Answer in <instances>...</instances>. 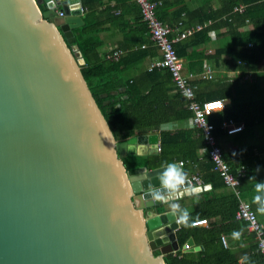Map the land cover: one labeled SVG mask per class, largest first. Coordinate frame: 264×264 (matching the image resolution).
I'll return each instance as SVG.
<instances>
[{
    "label": "water",
    "instance_id": "obj_1",
    "mask_svg": "<svg viewBox=\"0 0 264 264\" xmlns=\"http://www.w3.org/2000/svg\"><path fill=\"white\" fill-rule=\"evenodd\" d=\"M83 25L65 1L0 0V264H165L180 249L153 197L166 166L122 162L156 155L158 135L115 139L72 46Z\"/></svg>",
    "mask_w": 264,
    "mask_h": 264
},
{
    "label": "trees",
    "instance_id": "obj_2",
    "mask_svg": "<svg viewBox=\"0 0 264 264\" xmlns=\"http://www.w3.org/2000/svg\"><path fill=\"white\" fill-rule=\"evenodd\" d=\"M103 1L81 0L84 25L74 29L72 34L74 44L84 60L81 74L115 139L125 141L134 136L159 131L163 123L175 124L177 121L191 119L192 113L187 109L189 101L174 91L168 71L152 68L150 71H143L136 78L123 80L122 75L131 67L147 58H160L156 48L149 45L144 50L138 48L146 42V27L140 12L139 18L134 22L133 29L136 31L125 33V44H121L118 49L121 54L117 60L113 55L104 58L100 56L101 42L98 35L104 23L111 24L112 19L116 18L115 14L103 18V14L110 10H100ZM106 1L120 4L128 0ZM152 1L161 3L156 9L159 20L174 29L184 12V0L174 4L170 0ZM203 1L204 4L209 3V0ZM180 4L176 17L169 13L168 9ZM240 6L243 11H235ZM184 14H187L188 19L190 14L196 16L198 25L202 26L188 38L174 44L177 56L184 60L186 71L200 75L204 72L206 62L212 59L214 64L221 60L224 67L236 72L234 78L220 79L215 83L212 78L193 80L196 101L202 103L207 100H223L225 109L210 119L213 123L218 125L220 120L233 119L244 127L243 131L237 133V138H264V0H221L220 8L215 11L211 8L208 11L199 8L195 13ZM208 21L210 23L206 25ZM222 26L227 27L222 36L226 46L217 49L213 56H206L205 51H200L199 47L209 45L208 33ZM246 26L251 28L245 30ZM223 55L228 59L222 60ZM159 135L160 152L148 157H124L122 162L126 171L132 172L142 167L154 169L183 160L195 167L203 182L212 185V190L200 195L197 207L189 212L190 226L179 223L176 239L180 250L165 255V264H264V257L258 252L257 244L238 263L231 254L234 242L230 238L233 232L243 234L247 228L245 223L235 220L239 199L249 197L252 209H260L255 198L261 196V190L257 191L256 185L264 183V158L254 155L250 148L226 154L223 152V160L230 166L232 173H235L238 166H245L246 171L240 182V194L236 196L231 191L225 193L222 200L221 195H215L214 191L225 185L219 174L213 170L208 148L199 130L177 128L174 131H161ZM215 136L218 145L220 138L227 137L218 129ZM261 142L256 148L259 153H264V140ZM224 211V217L218 222L215 217L218 214L223 216ZM200 219H205L208 226L192 225ZM220 221L227 225H218ZM222 236L225 238L221 242ZM190 239L195 246H202V250L183 252V246Z\"/></svg>",
    "mask_w": 264,
    "mask_h": 264
},
{
    "label": "crops",
    "instance_id": "obj_3",
    "mask_svg": "<svg viewBox=\"0 0 264 264\" xmlns=\"http://www.w3.org/2000/svg\"><path fill=\"white\" fill-rule=\"evenodd\" d=\"M176 1H179V0H170V2H172L173 4L176 3ZM61 2H64V1H61ZM65 2H67L70 9L74 10V11L78 10V8L80 6V10L82 12V19H83V9L81 7V0H65ZM155 2H157V1H155ZM184 2H185L184 12L181 16V20L175 25L176 27L174 29H172L166 22H163L164 24L168 25L171 28V35H173V38H177L181 33L185 32L188 29L196 28L197 26H200V25H198L196 16H192V14H190V19H188L187 14H184V13H193V12L195 13L198 11L199 8L207 10V11L209 8H211L213 11H215L218 8H220V6H221V0H211V1L209 0V3H207V4H204L203 0H184ZM102 4L103 5H102V7H100V10H104L105 8L110 9L105 14H103L104 19H106L110 16L112 17V15H114V14L116 15V18L112 19L113 22L111 24L110 23H104L103 29L98 35V38L101 42V46L99 48V54L102 58H104L105 56H108V55H114V54H116V52L121 54V52L118 49L121 47V44H125V33L128 34L127 32L134 31V30L136 31V29H133L134 28V22L139 18L140 10H138L139 6L135 2V0H128V1L122 2L120 4L115 3V2H107L106 0H104ZM160 4L161 3L158 2V6ZM180 7H181V4L176 5L171 9H168L169 13H171L172 15H175L177 13L178 9H180ZM140 16H141V14H140ZM175 17H176V15H175ZM209 23H210V21H208V23H206V25ZM200 27L202 28V26H200ZM250 28H251V26H246L245 30L250 29ZM146 30L144 32V37L146 38V42L143 43V45L141 44V46H139L138 48L141 50H144L145 47H147L149 45L153 48L158 49L154 45V43L151 41V39L149 38ZM196 31H198V30H195V32ZM226 31H227V27L222 26L220 29L212 30L211 32H209L208 33V36L210 38L209 45H207V46L202 45L199 47V50L205 51L204 54L206 56H213L217 49H220V48H223L226 46L224 38L222 37ZM211 33H213L214 36H212ZM188 37H186V38H188ZM183 39H185V38H183ZM183 39H180L178 41H181ZM72 46L74 49H75V47H77V45H75L74 43L72 44ZM157 52H158L159 57L161 58V54H160L159 50H157ZM75 54H76V57L78 59H82L81 54L78 50V47H77V52H75ZM226 58H227V56H224V55L222 56V60L226 59ZM159 59L158 58L157 59L147 58V59L143 60L142 62H140L137 65L128 69L122 75L123 80L128 81L130 79L136 78L140 73H142L145 70L149 71L150 65ZM182 61L184 62L183 59H182ZM221 62L222 61L220 60L218 64L217 63L214 64V61L212 59L207 61L205 64L206 66H205L204 72L200 73V75L195 74V77L193 80H195V79L197 80L200 78H203V79L204 78H206V79L212 78V79H214L213 82L215 83L220 79L227 80L228 78H234V76H235L233 74L234 70L224 67L221 64ZM206 69L210 70L209 77L206 73ZM161 70H165V69H161ZM173 88H174V91L177 92L174 85H173ZM180 97L183 98L182 96H180ZM187 109H188V104H187ZM191 118H192V116H191ZM214 118H215V116H214ZM177 128L178 129H192V128H194V125H193L191 119L183 120L181 122L177 121V122H175V124L163 123L160 125L159 131L152 132L150 134H157L158 135V139H159L158 140V147L160 148L159 132H161V131H174ZM237 135L238 134H236L234 136H230V137L220 138V142H219L220 144L219 145L221 146L222 151L225 154L231 153L233 151L241 150V149L250 148L254 152V155H256L260 158H264V153H259V151L256 148L259 146L260 141L263 142L264 138H237ZM208 151H209V149H208ZM159 152H157L156 154H158ZM180 161H183V160H179V161H176L174 163L178 164ZM183 162H184V165L181 167L183 168V171L187 175L186 180H191V178L193 176H197L201 180L200 175L198 173H196V171H195V167H193V165L190 164L188 161H183ZM245 170H246V167H245ZM201 182H203V181L201 180ZM203 183L209 184L211 186V189L209 191H203L202 190L200 193L197 192L195 194H192L189 191L190 189L189 190L187 189L188 191L184 192L185 193L184 197L175 198L171 202L178 203L182 209H187L188 212H191L192 209L197 207V205H198L197 200L201 199L200 195L205 194L207 192H210L212 190L211 183H209V182H203ZM197 186L198 185L196 183H194V182L191 183V188L197 187ZM231 191L234 192L233 190H231L230 188H227L225 186V187H221V188L216 189V191H214V194L217 196L221 195V199H222V197L225 193L227 194V193H230ZM238 192H239V188H238ZM239 194H240V192H239ZM260 197H261V202H259V205L261 207V205L264 204V190H261V196ZM242 200L249 202L250 198L246 197ZM192 201H194L193 204H192ZM223 203H224V201H223ZM166 212H172L170 209L169 203H164L156 211L157 214L158 213H160V214L166 213ZM255 212H256V215L258 217V220L264 225V212H261L259 210L255 211ZM174 215L176 217V214H174ZM224 215H225V211L223 213V216L218 214L215 217V219H217L219 222V219L223 218ZM218 225L226 226L227 223H222L220 221V224L218 223ZM201 226L207 227L208 226L207 221H206L205 225H201ZM195 227H200V226H195ZM222 238L224 239L225 237L224 236L221 237V242H222ZM230 238H232V240L234 242L232 247H231V254H232L233 258H235L238 261V263H241L242 260L251 253L252 248L254 246H256V244H257V239H256L255 235L253 233H251L247 228H246V232L241 234L239 239L233 238V233L231 234ZM194 247H200L202 250V246H195L194 245ZM188 249H189V247H188ZM183 252H186V250H183Z\"/></svg>",
    "mask_w": 264,
    "mask_h": 264
},
{
    "label": "built area",
    "instance_id": "obj_4",
    "mask_svg": "<svg viewBox=\"0 0 264 264\" xmlns=\"http://www.w3.org/2000/svg\"><path fill=\"white\" fill-rule=\"evenodd\" d=\"M135 2L139 6L141 18L146 26L148 36L161 54V58L150 65L149 71L152 68H158L165 69L170 73L171 81L176 91L189 101L188 109L192 113V123L194 128L199 130L209 149L208 156L213 163V170L219 174L223 184L233 190L235 195L238 196L241 179L245 176V167L239 166L236 168L235 173L231 172L229 165L223 160V151L217 143L215 131L217 129L222 130L227 137H230L243 131L244 127L242 124H237L233 119L220 120L218 125L210 120L225 109V102L223 100H207L202 103L196 101L195 87L192 85L195 74L186 71L184 62L177 56L174 47V44L178 40L190 36L195 30L201 29V27L197 26L196 28L188 29L177 38H170L171 28L160 21L156 14L158 3L152 0H135ZM236 10L243 11V7L235 8ZM62 17V12L58 11L57 18L60 19ZM211 35L214 36L213 33ZM118 56L119 53L116 52L112 57L117 60ZM206 73L209 77L210 70L206 69ZM213 105H218V107L214 108L212 107ZM159 151L160 148L158 147L157 152ZM178 164L183 166L184 162L180 161ZM188 181L190 183H196L203 191H209L211 189L209 184L201 182L197 176H193ZM179 195L177 193L175 198H179ZM235 220L244 222L247 229L255 235L257 239V250L264 257V225L258 220L256 212L252 209L249 202L239 199L238 208L235 212ZM175 223L179 228L177 218L175 219ZM205 224V219L196 220L192 223L193 226ZM187 249L188 245L185 244L182 251Z\"/></svg>",
    "mask_w": 264,
    "mask_h": 264
},
{
    "label": "clouds",
    "instance_id": "obj_5",
    "mask_svg": "<svg viewBox=\"0 0 264 264\" xmlns=\"http://www.w3.org/2000/svg\"><path fill=\"white\" fill-rule=\"evenodd\" d=\"M186 179H187V175L183 171V168L181 167L180 164L168 163L166 165V170L163 172L161 176V183L163 185V190L153 193V197L156 200L169 203L172 213L176 214L177 222L185 226H190L189 225L190 216L188 210L182 209L178 203L171 202L173 201L175 194L180 191L181 186L185 184ZM256 188L257 191L264 190V183H257ZM185 191L188 190L185 189ZM191 191L196 192L197 189H192ZM255 199L257 202H261L260 196H257ZM259 211L264 212V204L261 205ZM240 235L241 234L239 232H233V238L235 239H239Z\"/></svg>",
    "mask_w": 264,
    "mask_h": 264
},
{
    "label": "snow or ice",
    "instance_id": "obj_6",
    "mask_svg": "<svg viewBox=\"0 0 264 264\" xmlns=\"http://www.w3.org/2000/svg\"><path fill=\"white\" fill-rule=\"evenodd\" d=\"M212 107H214V108H215V107H218V105H213Z\"/></svg>",
    "mask_w": 264,
    "mask_h": 264
},
{
    "label": "rangeland",
    "instance_id": "obj_7",
    "mask_svg": "<svg viewBox=\"0 0 264 264\" xmlns=\"http://www.w3.org/2000/svg\"><path fill=\"white\" fill-rule=\"evenodd\" d=\"M233 74L236 75V72L234 71ZM234 75H233V76H234ZM116 140H117V139H116Z\"/></svg>",
    "mask_w": 264,
    "mask_h": 264
}]
</instances>
